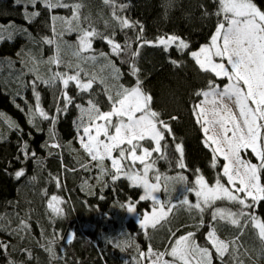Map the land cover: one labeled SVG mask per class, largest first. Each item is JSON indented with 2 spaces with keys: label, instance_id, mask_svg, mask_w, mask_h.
<instances>
[{
  "label": "snow or ice",
  "instance_id": "1",
  "mask_svg": "<svg viewBox=\"0 0 264 264\" xmlns=\"http://www.w3.org/2000/svg\"><path fill=\"white\" fill-rule=\"evenodd\" d=\"M212 2L214 12H209L203 4L199 7L203 17L214 15L217 18L215 30L208 43L193 50L190 42L176 34H165L151 41L144 39L143 25L124 14L128 4L120 0H102L110 10L109 19L103 21L104 31L98 30L90 14L82 12L85 7L82 0H15L16 4H24V18L28 23L41 15L37 5L48 10L51 21V36L41 37L39 41L30 38L33 43L49 46L53 54L45 59L42 54L37 56L29 50L16 77L33 93V104L25 101L27 112L16 105L27 116L28 124L42 132L37 121L49 123V139L42 147L58 150L62 159L63 145L57 139L56 125L74 108L77 117L73 125L79 150L72 151H82L88 157V162L80 163L79 168L87 172L98 170L97 183L104 187L125 180L130 188L142 190L138 200H129L121 207L136 213V205L141 201L152 202L151 211H145L140 219L145 236L149 229H164L180 210L196 221L195 231L179 236L176 234L179 229L168 228L169 239L162 250L154 249L151 244L142 250L134 240L124 241L123 247L117 243L116 247L121 250L135 246L136 264H245L244 257L251 259V256L243 247L241 237L249 230L261 245L257 255L264 257V217L258 214L264 207V9L255 0ZM55 9H69L71 14L67 17L53 15ZM57 21L61 25L59 30ZM8 29L15 30L16 26L10 24ZM117 30L125 34L123 43L116 39ZM127 30L135 32V39L127 36ZM5 31V26L0 25V41L13 38V31H8L7 36ZM21 31L27 33V29ZM72 33H76V41L69 45L63 36ZM97 40L105 43L107 52L94 48ZM145 47H161L165 52L175 49L180 56L186 54L199 72L208 76L204 86L193 91L190 110L201 130L202 143L212 154L211 168L219 167L213 182L196 169L192 185L188 186V176L183 172L167 175L157 167L161 160L171 167L173 161L168 155L171 146L176 154L175 167L188 171L184 143L178 140L172 124L179 122V116L169 115L165 119L141 78L138 58ZM66 51H70L71 59L65 58ZM169 62L177 69L184 64L179 59L170 58ZM123 65H127V75L134 78L131 86L121 83L125 76ZM29 74L32 79L24 81L22 77ZM40 85L53 90L51 112L42 106L41 94L37 91ZM70 88L75 89V95L70 94ZM0 121L21 133L14 159L20 163L39 161L36 151L22 139L23 129L3 113H0ZM48 154L53 155L51 151ZM62 168L68 172L78 170L63 164ZM25 176L23 167L14 173L16 180ZM36 179V176L29 178L33 183ZM50 179L57 188L62 186L61 175H50ZM176 184L185 185V194L174 202L171 195ZM84 186L90 188L87 180ZM161 191L169 194L166 202L157 195ZM188 193L194 195V202L188 198ZM43 195L48 196L46 189ZM65 203L67 201L57 195L50 196L46 206L52 219L65 215L61 207ZM205 214L210 219L204 235L206 244L201 245L196 236L206 226ZM12 217L17 221L15 227ZM29 219L30 213L0 215V232L22 240L31 234ZM218 226L234 229L231 238H221ZM61 239L63 237L53 232L40 246L53 259L61 260L63 257L57 256L54 250ZM10 247V240H0V252L7 254ZM23 251L32 259L28 249ZM8 264L15 261L9 258Z\"/></svg>",
  "mask_w": 264,
  "mask_h": 264
},
{
  "label": "trees",
  "instance_id": "2",
  "mask_svg": "<svg viewBox=\"0 0 264 264\" xmlns=\"http://www.w3.org/2000/svg\"><path fill=\"white\" fill-rule=\"evenodd\" d=\"M82 2L85 5L82 12L90 14L98 30L104 31L103 21L110 17L109 8L102 3V0H82ZM120 2L128 4L124 14L129 19L139 21L143 25V37L146 40H155L165 34H176L190 42L192 49L195 50L208 43L215 30L217 18L214 15L203 17L199 7L203 4L209 12H214L215 5L212 0H120ZM255 2L264 9V0H255ZM37 9L41 15L32 23H28L24 18L23 3L16 4L15 0H0V25L5 26L7 32H14L11 40L0 41V113L23 129L22 139L29 143L30 149L36 151L39 157L37 162L28 160L20 163L16 161L14 157L19 151L21 133L10 129L6 123L0 121V136L3 137L0 139V215L12 216L14 212H19L21 216H24L25 213H30L29 223L31 224V234L26 235L22 240L18 237L10 238L7 234L0 232V240H10L11 243L7 254L0 252V264H8L9 258L14 260L15 264H129L137 257L135 246L121 250L116 247V244L121 243L123 247L124 241L134 240L142 250H146L151 241L149 234L145 236L139 223L133 217L120 221L119 215L121 212L125 215L127 212L126 208L121 205L129 200H138L142 190L130 188L125 180L118 181L115 185L109 183L108 187L99 183L92 189L85 187L84 181L93 179L98 170L93 169L87 172L80 169L79 164L87 163L88 157L82 151H72V149L79 150L73 125L77 111L74 108L70 109L56 125L57 139L63 145L61 159V153L58 150L42 147L49 139V123L37 121L43 129L42 132H37L28 124L25 113L16 107L19 104L27 112L25 101L28 105L34 102L31 88L4 78V68L10 64L17 67L21 65L22 62L16 57L26 58L24 54L29 50L37 56L42 54L45 59L53 54L49 46L33 43L31 39L35 38L39 41L41 37L52 35L48 10L41 5H37ZM28 11H32L31 7ZM52 14L64 17L70 16L71 13L69 9H55ZM10 24L15 25L16 29H8ZM22 29H27V33L21 31ZM6 31L5 36L8 35ZM127 36L135 39V32L127 30ZM65 38L69 45H73L76 41V33ZM116 39L123 43L125 34L117 30ZM94 48L108 51V47L100 40L95 42ZM64 55L66 59H71L70 51H66ZM170 58L182 60L183 67L175 68L169 62ZM117 63L119 64V61ZM138 65L142 69L141 78L145 81L146 89L153 94L156 100L155 107L164 114L165 119L169 115H177L180 118L179 122H172V124L178 140L184 143V159L188 171L175 167L176 154L171 146L168 152L169 159L173 161L171 167L163 160L158 162L157 167L167 175L174 176L177 172H183L188 176V186L192 185L196 169H200L205 178L213 182L219 167L211 168L212 154L204 147L201 130L195 123L190 110V105L194 100L193 91L203 87L208 76L200 73L186 54L180 56L175 49L165 52L161 47H145L141 50ZM121 68L125 73L121 83L131 86L134 78L127 75V65ZM28 78L25 76L23 80L28 81ZM38 91L41 94L42 106L51 112L54 107L53 90L40 85ZM18 92L20 95H17ZM70 94H76L74 88H70ZM100 99L103 100V97L101 96ZM27 133H31V136ZM169 144L171 145V141ZM49 151L53 155H49ZM219 163L222 164L223 161ZM62 164L66 168L75 167L78 170L76 172L65 171ZM22 167L26 169V176L20 180L14 179L15 171ZM50 175L62 176L60 188H57L51 181ZM32 176L37 178L34 183L29 180ZM183 187L185 189V185ZM45 189L48 196L43 195ZM188 194L191 195V193ZM52 195H57L67 201L63 204L65 210L63 217L55 219L50 217L46 205ZM101 196L104 198L101 199ZM151 208L150 201H141L136 205L139 213L151 211ZM258 214L264 217V207L259 210ZM12 219L13 227H15L17 221L14 217ZM209 219L210 217L205 214L206 226L197 232L196 239L201 245L206 244L204 235L208 230ZM195 223V221L186 223L180 221L171 229L173 231L179 229L176 232L179 236L187 231H195ZM53 232L63 237L56 242L54 247L56 255L63 257L61 260L53 259L40 246L46 239L51 238ZM218 232L221 237L227 239L231 238L234 229L218 226ZM71 234H74V238L69 243L68 238ZM241 241L251 256V259L244 257L245 264H264V257L257 255L261 245L250 230L241 237ZM164 242L158 241L153 245L156 249L162 250ZM23 249H28L32 253V259L28 258Z\"/></svg>",
  "mask_w": 264,
  "mask_h": 264
},
{
  "label": "rangeland",
  "instance_id": "3",
  "mask_svg": "<svg viewBox=\"0 0 264 264\" xmlns=\"http://www.w3.org/2000/svg\"><path fill=\"white\" fill-rule=\"evenodd\" d=\"M63 17V16H62ZM64 17H67V16H64ZM60 27H61V25H60V22L59 21H57V29L59 30L60 29ZM7 32V31H6ZM8 33V32H7ZM6 34V33H5ZM73 34V33H72ZM71 34V35H72ZM66 36H70V35H64L63 36V39H64V41H66V39L67 38H65ZM17 59H18V61H22V59H26V58H22V57H20V56H18V57H16ZM20 67V68H19ZM22 64L21 65H19L18 67L17 66H8V67H5L4 68V71H5V76H4V78H6V79H10L12 82L13 81H17L18 83H20V81L19 80H17V76L19 75V73H20V70L22 69ZM17 69V70H16ZM42 71H43V69H42ZM25 76H27V77H29L28 78V80H31L32 79V76L29 74V75H25ZM25 76H23V77H25ZM23 77H22V79H23ZM25 81H27L26 79H25ZM37 91H38V89H37ZM4 117H6L5 115H4ZM7 119H9L8 117H6ZM108 163H110V162H106V164H108ZM98 176V173L96 174V176L93 178V179H90L89 181H88V185L90 186V188H88V189H92V187L94 186V185H96L97 184V180H96V177ZM183 189H184V187H183V185L182 184H176L175 185V191L172 193V195H171V199L175 202L177 199H179V198H182V194H184V192H183ZM184 191H185V189H184ZM159 197H160V199L161 200H163V201H167L168 199H169V194L168 193H165V192H163V191H161L160 193H158L157 194ZM188 198L190 199V200H192L193 202L195 201V197H194V195L193 194H188ZM151 202V201H150ZM151 204H152V202H151ZM61 207H63V205H61ZM143 214L144 213H139L137 210H136V213H129V212H126V214L124 215V212H121L120 213V215H119V218H120V221L121 220H124V219H129V218H131V217H133L138 223H139V225H140V219H141V217L143 216ZM181 221V223H186V222H188V221H191V222H194L195 220H193L192 219V217L187 213V212H185V211H183V210H180V211H178V212H175V214H174V216L173 217H171V223L170 224H168V225H166V227L164 228V229H159V230H156V231H153V230H150V233H149V238H150V241H151V245H152V247L154 248V249H156L155 247H154V243H158V241H165L164 243V247H166V241L168 240V231H167V229L168 228H172L173 227V225H175L176 223H178V222H180ZM196 222V221H195ZM219 233V232H218ZM220 235V234H219ZM221 236V235H220ZM73 237V234H71L70 236H69V238H68V240L71 238V240L73 239L72 238ZM221 238H223V237H221ZM158 250H160V249H158ZM126 258V257H125ZM128 261V260H127ZM129 264H136V259L134 258V260H133V262H132V260H131V262L129 263Z\"/></svg>",
  "mask_w": 264,
  "mask_h": 264
}]
</instances>
